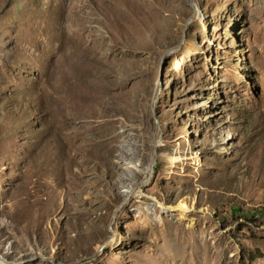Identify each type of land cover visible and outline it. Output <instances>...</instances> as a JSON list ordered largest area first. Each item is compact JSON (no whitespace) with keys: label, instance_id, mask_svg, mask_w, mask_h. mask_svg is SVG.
I'll return each instance as SVG.
<instances>
[{"label":"rangeland","instance_id":"obj_1","mask_svg":"<svg viewBox=\"0 0 264 264\" xmlns=\"http://www.w3.org/2000/svg\"><path fill=\"white\" fill-rule=\"evenodd\" d=\"M3 260L264 264V0H0Z\"/></svg>","mask_w":264,"mask_h":264},{"label":"bare ground","instance_id":"obj_2","mask_svg":"<svg viewBox=\"0 0 264 264\" xmlns=\"http://www.w3.org/2000/svg\"><path fill=\"white\" fill-rule=\"evenodd\" d=\"M132 190H135V189H132ZM130 192H132V191H130ZM1 264H8V263L5 260H3V261H1Z\"/></svg>","mask_w":264,"mask_h":264},{"label":"trees","instance_id":"obj_3","mask_svg":"<svg viewBox=\"0 0 264 264\" xmlns=\"http://www.w3.org/2000/svg\"><path fill=\"white\" fill-rule=\"evenodd\" d=\"M248 213V212H247ZM246 217H249V214H246ZM254 219H256V218H254Z\"/></svg>","mask_w":264,"mask_h":264}]
</instances>
